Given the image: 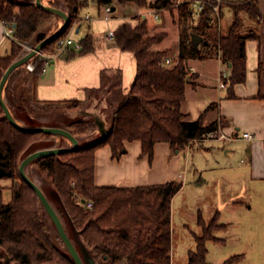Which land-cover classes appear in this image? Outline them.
I'll list each match as a JSON object with an SVG mask.
<instances>
[{"label":"trees","instance_id":"16d2710c","mask_svg":"<svg viewBox=\"0 0 264 264\" xmlns=\"http://www.w3.org/2000/svg\"><path fill=\"white\" fill-rule=\"evenodd\" d=\"M92 1L98 7L111 3V0ZM118 1H133L138 6L148 5L157 10L171 11L176 8L179 31L183 37L176 60L172 63L166 61L170 56L167 48L152 49L167 34L162 30L149 33L146 17L138 16L136 23H120L115 31V42L122 50L134 54L136 72L128 93L112 115L107 133L74 149L37 157L25 166V171L29 165L37 164L49 176L59 199L56 206L50 203L63 226L64 218L69 219L80 237L83 254L86 250L93 259L100 256L111 264H171V200L182 187V182L169 180L160 184L132 187L96 185L95 150L99 145L108 144L112 155L118 157L124 151L125 142L139 140L142 153L151 158L157 141H167L173 149L180 150L185 149L189 143L201 141L208 132H215L223 119L220 117L206 123L203 119L214 103L208 104L197 118H184L181 107L185 100V87L187 84L196 85V75L189 72L187 60L219 54L229 68V74L223 81L227 83L228 97H233L234 85L246 79L245 42L250 37H257L255 32L251 34L253 30L244 32L245 21L249 19L259 23L264 21V15L258 8V0L228 2L233 16L226 31L222 33L217 26L221 13L216 16L213 9L218 0H180L177 4L176 0ZM193 1H199L201 9H194ZM43 2L63 10L66 8L69 19L67 26L41 47L42 52L52 50L57 40L67 35L78 18L79 9L87 5L89 0ZM193 14L198 17L196 24L189 25L188 20H192ZM0 19L5 24L13 25L9 50L0 53L1 78L7 66L29 50H24L21 43H30L33 47L40 41V33L46 36L59 27L57 20L61 18L34 1L0 0ZM191 33L202 37L199 46L191 42ZM186 37L190 39L189 43H185ZM78 41L81 47L77 53L93 49L90 33ZM36 55L29 60L36 59ZM26 63L9 73L2 88V98L21 126H57L35 123L33 118L49 116L54 105L62 104L69 108L77 106L79 101L59 103L38 100L35 89L43 62L39 61L29 71ZM18 78L29 82L28 95H24L21 88L18 90L20 96L15 92L14 83ZM259 96L264 97V94ZM23 113L25 115L22 116ZM69 124L74 126V133L83 132L87 128L86 122L82 120H73ZM54 136L52 133L14 126L6 118L0 104V179L12 181L11 199L8 202L0 200V264H5L2 249L10 260L23 264H76L58 232L55 236L50 234L40 215L39 208L43 205L19 171L20 162L27 154L53 147V144L48 143L28 152L27 148L41 139L52 142ZM57 136L67 142L65 137ZM88 202L91 204L87 205ZM219 216L220 212L216 209L206 221L198 210L196 223L200 232L194 235L195 246L188 250L186 264H210L206 258L207 241L222 239L215 232L225 226L219 222ZM56 242L64 249L58 247ZM243 257L244 253L233 254L219 264H241Z\"/></svg>","mask_w":264,"mask_h":264},{"label":"crops","instance_id":"0c3cea01","mask_svg":"<svg viewBox=\"0 0 264 264\" xmlns=\"http://www.w3.org/2000/svg\"><path fill=\"white\" fill-rule=\"evenodd\" d=\"M226 1L221 17H219L217 22V26L222 33L226 31L233 16L228 2L236 0ZM89 5L88 3L79 9L78 18L69 29L67 35L71 36V32L74 31L79 34L74 39L79 40L86 33H90L92 35L93 49L79 54L76 49L67 48L56 57L50 58L37 79L35 89L36 98L41 101L59 103L67 100L79 101L77 106L65 108L60 112L52 111L51 115L61 113L63 121L64 119L67 121L59 122L57 126L67 129L75 137L78 135H75L77 133H74L69 121L82 120L92 122L97 130L92 129L89 133L87 132L80 136L90 134L92 137H89L90 139L88 138L86 142L95 141L102 136L100 124H102L105 131H108L112 115L128 93L136 72L134 54L118 47L115 37L109 36V31H116L117 26L122 22L135 23L134 21H137L138 16L146 18L151 16L152 19L160 21L152 24L147 23L149 33L158 31L160 25L163 28L162 31H166V37L168 36V30L165 29L167 24L161 19L160 10L155 8L148 7V12H145L141 6H138L133 1L119 2L118 0H111L109 5L111 8L114 7V10L106 18L102 12V6L98 7L96 4H91L92 7L89 8ZM258 8L261 14L264 15V0H258ZM155 13L157 17H154ZM62 22L63 19L61 20ZM176 28L178 46L177 50L166 58L168 61L173 56L176 57L178 55L180 43L183 39L179 27L176 26ZM250 28L253 30H250L251 34L255 32L257 37H250L245 42L246 79L234 85L233 97H228L227 95V83H225L224 87L220 86L223 81L222 77L226 76L227 78L229 74L228 65L221 60L219 54L214 55L217 67L214 76L216 79L220 78L222 80H217V88L220 90L215 94V99L211 100L214 106L204 114L203 119L205 123L220 117L223 121L215 131L216 137L203 139L211 140V143L202 145V148L207 151L213 150L214 155L219 151H223V154L227 156L236 149L235 146L238 140L244 141L241 151L243 150L242 154L246 156L247 160L244 157L240 160L246 161L249 168L247 172L245 170L241 173H246L253 180H264V97L259 96L264 94V21L261 20L257 23L246 19L244 32H247ZM5 29L6 25L0 19V50L7 43V36L4 34ZM189 42L190 39L185 38V43ZM160 43L152 49H166L161 48ZM52 51L53 49L41 52L48 53ZM193 60H196V58H188L187 64L189 72L196 75V85L188 84L186 87L194 89L198 87L204 90L207 87L206 83L202 80V74L192 64ZM183 106L182 104L181 110L184 114H187L183 111ZM97 131L100 136L95 135ZM243 132H249L252 137H242ZM220 134H224V136L218 137ZM53 135L60 139L57 136L59 134ZM80 137H76L77 140H80ZM65 138L71 143L67 137ZM92 138L95 139L92 140ZM192 145L193 142L189 143L185 149L177 150L173 149L167 141H157L154 143L151 158L147 154L142 153L139 140L125 142L124 151L118 157L112 155L108 144L99 145L94 154L95 184L132 187L176 180L181 181L183 187L184 177L186 172H188L187 157ZM53 147L60 146L53 144ZM183 158L184 163L182 161ZM227 162V160L223 161V158L214 159L212 165L208 164V169L216 170V172H212L213 174L209 177L199 174L196 180H192L193 183L203 184L209 181L217 182L220 178H229L233 173L231 169L234 168L231 163ZM198 170L202 172L204 167L201 165ZM241 173L239 172V174ZM6 180L8 179L4 181ZM3 185H7L6 188L10 189V184L8 185L7 182H4Z\"/></svg>","mask_w":264,"mask_h":264},{"label":"rangeland","instance_id":"374dc122","mask_svg":"<svg viewBox=\"0 0 264 264\" xmlns=\"http://www.w3.org/2000/svg\"><path fill=\"white\" fill-rule=\"evenodd\" d=\"M15 1L35 2V0ZM225 3L226 0H224L223 2H220L219 0L217 1L215 6L213 7L216 16L219 15V12L222 14ZM89 4V8H91V4L95 3L92 0H89ZM175 4H177V0ZM141 8L145 12H148V5L141 6ZM65 11H67L66 8ZM176 14V8L172 9L171 11L168 9L160 10V15L162 16L161 19H163V21L167 24H165V29L168 30V36L161 41L160 47L169 49L170 54L173 51L177 50L176 48L178 46L176 26L179 27V25L177 22ZM197 18V15L193 14L192 20H188V24L195 25ZM61 20L62 19L57 20L59 26L61 24ZM53 21H55V19ZM159 21L160 20L152 19L151 16H147V23L149 24ZM134 22L136 23L137 21ZM8 26H10V24H8ZM158 28H160L158 31H161L163 29L160 25ZM251 28L248 30H251ZM54 31H51L50 33ZM12 34L13 31L10 35H8L6 45L0 50L1 54L9 50V37H11ZM78 35L79 34L74 31L71 32L72 38H77ZM21 45L23 46L24 50H28L31 47V44L26 42L21 43ZM175 60L176 57L173 56L170 60V63L174 62ZM192 64L202 74V80L204 83H206L207 87L204 90H201V88L198 87L197 89H194L192 87L185 88V100L183 102L184 106L182 108L183 111L187 113L184 114L185 119L197 118L199 112L203 108H205L207 104H210L212 99H215V94L218 92V90H220L217 88V80H219L220 78L216 79L214 76L217 68L214 55L203 59L196 58V60L192 61ZM223 78H226V76H223L222 79ZM222 79H220V81ZM28 83V81L23 80L22 78H18V80L15 81L14 88L17 95L20 96L18 92L20 88L23 89L22 93L24 95H28ZM65 108L68 107L62 104L54 105L49 111V116L35 117L33 118V121L39 124L50 123L57 125V123L63 121V118H61V113L51 115V111L53 110L60 112ZM23 115L25 114L23 113L22 116ZM66 121L67 120L64 119L63 122ZM86 125V130L75 134L78 135L76 137H80L87 132L89 133L92 129L97 130L92 122H86ZM70 127L74 129V126L70 125ZM95 135L100 136L98 131ZM89 137L92 136L89 134L87 136L80 137V140H78V145L89 143L86 142ZM93 139L95 138H92V140ZM48 143L58 145H71L68 140L66 142L62 138L58 139L57 137H55L54 139H52V142H50L49 140L47 141V139H41L34 145L28 147L27 152L36 147L44 146ZM210 143L211 140L193 142L192 149L188 153L187 157L188 172H186L184 177V185L182 189L172 198L171 264H186L188 250L193 249L195 246L194 235L199 234L200 232V227L196 223L198 210L201 211L203 218L208 221L213 216V213L216 209H218L220 212L219 222L224 223L225 226L215 232V235L222 239L207 241V261L210 264H219L233 254L244 253L241 264H264V180H253L246 173H241L245 170L247 172L249 168L247 166L248 164H246V161L240 160L243 159V157L247 160L246 156L242 154L243 150L241 151V148L244 146V141L238 140L235 146L236 149L233 152L229 153L227 156L223 154V151H219L216 153V155H214L213 150L207 151L206 149L202 148V145H207ZM216 158H223V161L227 160V163H231V166L234 169L230 168L231 170H233V173L229 176V178H220V180H218L217 182L209 181L208 183L203 184L193 183L192 180H196L199 174L205 177H209L211 174H213L212 172H216V170L213 171L211 169H208V164L212 165L214 163V159ZM182 161L184 163V158ZM201 165L204 167V170H202V172L198 170L200 169ZM26 172H28L29 174H27L29 175V177L41 187L52 205L56 206V204L59 203V199L46 172L44 170H41L37 164L29 165ZM239 172L241 174H239ZM4 180L5 179H0V200L2 202H8L11 199V189H7V185L3 184L4 182H7L8 185L10 184L11 186L12 181L10 179L6 181ZM39 210L41 218L45 222L50 234L52 236H55L57 234V230L52 221L49 219L47 212L42 206H40ZM64 226L66 232L71 237L77 251L81 253V256L84 259L85 263L88 264L84 258V254L82 253L80 237L76 234V230L71 225L69 219L64 218ZM56 245L61 249H64V247H62L58 242H56ZM1 251L5 264H23L19 263L18 261L10 260L7 253L3 249ZM94 260L96 264H111L108 260L103 259L100 256H97Z\"/></svg>","mask_w":264,"mask_h":264},{"label":"water","instance_id":"95a60500","mask_svg":"<svg viewBox=\"0 0 264 264\" xmlns=\"http://www.w3.org/2000/svg\"><path fill=\"white\" fill-rule=\"evenodd\" d=\"M35 3L37 5H39L40 7L47 9V10L57 14L58 16H60L63 19V22L54 32L50 33L49 35L45 36L44 33H40L38 35L39 36L38 38L40 39V41L36 45H34L33 47H30L29 50L24 55H22L21 57H19L16 60H14L12 63H10L7 66V68L5 69V71L3 72V74L0 78V104L2 106V109H3V112L6 116V118L14 126H16L18 128L29 129V130H37V131H44V132H48V133H52V134H59V135L67 137L71 141V145L68 147L43 148V149H38V150H35V151L27 154L20 162L19 171H20L22 178L36 192V194H37L38 198L40 199L44 209L46 210V212L50 216L52 222L54 223V225L57 229L59 236L63 240L65 246L67 247L68 251L70 252L71 256L73 257L75 263L76 264H84V262H85L84 259L80 256V254L77 251L76 247L74 246L73 242L71 241V239L67 235V233L64 229L63 223H62L60 217L58 216V214L56 213V211L54 210L53 206L51 205L50 201L48 200V198L46 197L44 192L41 190V188L26 174V171H25V166L31 160H33L37 157H40V156L56 154V153H59V152L64 151V150L74 149L78 146V140L70 131H68L65 128L58 127V126H33V127L21 126L20 124H18V122H16V120L12 116V113L10 112L8 106L6 105V103L4 102V100L2 98V88H3V85L6 81L9 73L14 68H16L17 66L23 64L24 62H27L34 54H36L37 52L40 51L41 47L46 42H48L49 40L56 37L67 26L69 18H68L67 12H65L63 9L48 5V4L44 3L43 0H35ZM111 9L114 10V7H112ZM190 35H191L190 36L191 42L195 46H198V44L202 40V37L196 33H191ZM187 80L189 81V77H187ZM100 130H101L103 136L107 133V131H105L104 128L102 127V124H100ZM84 258L88 264H95L94 259L87 253L86 250L84 251Z\"/></svg>","mask_w":264,"mask_h":264},{"label":"built area","instance_id":"2783aa9c","mask_svg":"<svg viewBox=\"0 0 264 264\" xmlns=\"http://www.w3.org/2000/svg\"><path fill=\"white\" fill-rule=\"evenodd\" d=\"M177 3H179V0H177ZM192 6L196 10H199L202 7V5L200 4L199 1H193L192 2ZM102 7H103L104 17L108 18V16L112 12L111 6L109 4H106V5H103ZM154 17H157L156 13L154 14ZM5 25H6V29H5L4 34H5V36H8L13 31V25H11V24H10V26H8V24H5ZM115 35H116L115 31H113V30L109 31V36L115 37ZM80 47H81V45H80L78 40L72 38L70 35H66V36H64L62 38H59L57 40L52 52H48V53H42L41 51L37 52L36 53L37 54L36 55V59L28 60L27 63H26V68L28 70H33L34 67L36 66V64L39 61H42L43 62L42 71H43L44 68H45L46 63L48 62V60L50 58L56 57L58 54H60L63 50H65L67 48H73V49L78 50V49H80ZM166 61H168V59H166ZM220 86L224 87L225 83L222 81L220 83ZM223 136H224V134H220L218 137H223ZM214 137H216V132L211 131V132H208L205 135V137H203L201 140H203V139H211V138H214ZM242 137L251 138L252 134H250L249 132H243L242 133ZM90 204H91L90 202L87 203V205H90Z\"/></svg>","mask_w":264,"mask_h":264}]
</instances>
